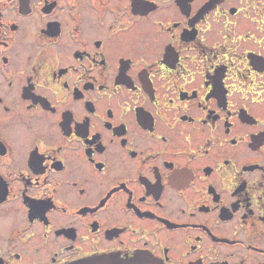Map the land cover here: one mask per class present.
Wrapping results in <instances>:
<instances>
[{
    "label": "flooded vegetation",
    "instance_id": "flooded-vegetation-1",
    "mask_svg": "<svg viewBox=\"0 0 264 264\" xmlns=\"http://www.w3.org/2000/svg\"><path fill=\"white\" fill-rule=\"evenodd\" d=\"M0 264H264V0H0Z\"/></svg>",
    "mask_w": 264,
    "mask_h": 264
}]
</instances>
